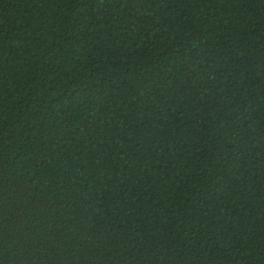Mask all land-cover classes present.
Wrapping results in <instances>:
<instances>
[{
    "label": "trees",
    "instance_id": "obj_1",
    "mask_svg": "<svg viewBox=\"0 0 264 264\" xmlns=\"http://www.w3.org/2000/svg\"><path fill=\"white\" fill-rule=\"evenodd\" d=\"M0 264H264V0H0Z\"/></svg>",
    "mask_w": 264,
    "mask_h": 264
}]
</instances>
